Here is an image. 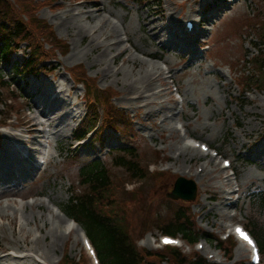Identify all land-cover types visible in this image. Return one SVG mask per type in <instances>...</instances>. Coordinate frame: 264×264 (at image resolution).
<instances>
[{"label": "rangeland", "instance_id": "obj_1", "mask_svg": "<svg viewBox=\"0 0 264 264\" xmlns=\"http://www.w3.org/2000/svg\"><path fill=\"white\" fill-rule=\"evenodd\" d=\"M33 1L38 4V19L51 26L54 35L65 42L67 54L57 55L59 67L54 73L46 72L37 78L14 77V80H11L14 71L8 66L2 68V75L6 80L10 77L9 80L13 84L9 88L0 87V101L3 102V104L0 103V123L14 125L21 122L23 117H30L36 113L33 102L41 100L40 93L34 89L38 84L44 81L51 82L55 78L58 84L62 81L69 85L73 84L66 73L65 69H67L78 71L88 79L95 80L96 86L101 91H106L103 92L106 96H115L109 103H114L112 105L122 112L118 113L120 120H115L112 124L124 133L120 135L118 132L105 128L98 134L102 142L96 141L93 146L90 145L80 152L73 150L71 146L75 141L72 128L86 112V101L82 99L77 101L70 112L75 115L78 114L79 109L80 113L75 119L63 120L61 126L67 127L69 132L59 140L58 144L54 139L50 148V162L40 178L31 184L35 179L32 173L30 177H25L22 181L8 182V185L0 181V193L16 186L15 192L19 195L25 194L26 198L36 194L42 197L33 202L28 200L21 202L7 195L3 198L4 202L0 206V249H10L17 253L18 250L13 248V242L20 241L25 235L31 241L38 240L37 243L41 246L46 245L52 248L54 236L58 234L60 240L54 246L56 252L50 251V259L43 260L34 253H28L34 259L27 264H59L64 255L77 264H92L82 244L81 226L73 229L71 235H69L71 230L65 222L53 234H48V231L53 217L62 215L51 203L54 202L68 213L67 205L71 203L72 192L77 189V193H80L84 189L77 183L80 170L89 168L93 163H101L110 170L108 171L114 186L112 192L115 196L116 211L127 209L125 214L129 217L125 218V233L139 256L146 252L152 253L151 256L159 255L161 249L158 242L163 234L162 227L174 221L178 210L183 209L180 217L186 215L189 219H193L194 231L200 239L193 246L181 240L182 247L179 250L182 255L198 256L211 264H250V254L243 251L232 237L228 239L230 241L226 246L228 250H233L232 260H228L205 235L224 239L232 232L234 225L245 221L249 227L253 222L258 228L264 229V210L256 200L259 192L264 196V88L261 86L257 88V85L249 87L250 81L247 78L241 79L239 84L240 73H238L245 68L244 59L248 60L253 54L257 55L258 49L264 50L261 42L257 40L264 31V0H229L225 2L226 8L219 11L213 10V17H207L203 11L206 3L202 0H189L185 6L182 3L186 0H149L143 5L131 0ZM95 1H98V4L105 3L106 13L102 10L97 14L94 13ZM76 6L78 8H74V15L87 14L79 19V24L86 30L100 25L98 21L102 17L119 27L116 34L108 35L107 45L115 44V46L111 52L109 51L105 60L99 59L103 47H94V50L88 51V55L79 60L71 59L75 48L87 51L93 39L92 35H88L84 39L77 38L75 41L71 30L61 27L69 16L70 9ZM168 8L171 10H167ZM198 12L201 14L200 18L205 19L206 23L201 25L202 29H199V33L186 39V51L178 54L159 47L160 41L164 43L171 34L177 32L173 30L175 25H181L185 19H190L188 17L190 14H198ZM108 13H112V16ZM216 14L220 15L216 17ZM145 17L154 21L160 30L165 28L156 42L148 36V29L145 27L148 20H145ZM258 24L262 27L256 31ZM169 30H173L171 34ZM126 32L128 36L125 35ZM97 37L99 41H102L105 36ZM127 38L129 43L126 41ZM172 42L177 44L175 40ZM205 45L211 46V50L207 53H204ZM121 48H125L127 53L118 57ZM193 52H198L202 56L201 60L191 61ZM152 53H155L152 55L153 58L150 57ZM129 57L136 58L137 64L129 62ZM20 60L21 54L16 53L12 56L13 63ZM164 63L173 69L175 85L179 86L180 92L186 98V103L184 113L180 116L181 106L178 105L174 95L176 87L168 85L171 81H167L168 83L156 81L149 92L141 88L140 91L149 96L154 112L160 111L162 106L164 108V118L152 124L143 114L130 109L128 101L118 98L117 95L119 93L125 96L128 89L123 86L125 82L130 84L142 77V75L139 77L143 71L142 65L154 64L160 69L165 67ZM104 65L109 66L117 75L113 72L107 77ZM246 67L251 68L252 71L255 69L252 63H247ZM129 72H133L136 76H132ZM244 82L248 85L247 89L243 85ZM73 88L72 96L78 94L82 98L83 89L80 86ZM135 93L136 88L134 91H129L128 97ZM158 93H163V96L158 98L155 96ZM49 99L54 101L52 95ZM4 101L7 103L6 106ZM102 108L106 107L100 108L101 116ZM43 109L41 107V110ZM53 112L50 113L51 117L56 119L60 115V109L56 108ZM40 119L43 120V118ZM164 119L167 121L163 122ZM176 123L180 124L181 128L184 124L189 134L196 138L199 144L206 143L211 148L217 149L223 158L231 160L232 169L239 175L238 186L242 187V201L237 210L231 207L226 209L217 198V195L223 197V192L226 193L229 189L224 183L225 177L231 172L226 170L222 173V159L214 157L213 152L203 153L200 148H194L204 156H197L186 163L180 159L178 165L181 164L182 169L181 172L177 170L178 167L174 165V152L180 147L178 146L180 143L184 144V140L180 138V135L178 139L173 137ZM126 125H128L127 132H125ZM17 131L10 126L0 131V152L5 146L4 133ZM39 141L42 142V139H38V144ZM129 146L137 147V162L143 168L142 174L145 175L142 180L134 179L126 170L112 166L116 159L120 161L118 151ZM122 156H128V154L125 153ZM211 158L214 159L213 162H209ZM151 164L154 166L149 169ZM185 167L192 168V172L195 173L193 178L192 172L188 175L183 172ZM164 171L168 172L164 173ZM188 171L187 169L186 172ZM231 176L233 177L231 179L235 178L234 175ZM179 177L196 183L197 198L194 202L172 201L166 197ZM124 182H128L129 186L126 187L127 183L124 184ZM132 188L134 191L129 192ZM233 189L235 190L236 186H233ZM234 197L235 193L229 198L233 201ZM48 198L52 200L51 203ZM7 202L10 206L6 204ZM37 204H42V207H37ZM24 207L27 208L24 209ZM46 208L50 210L47 211ZM14 213L15 216H13ZM4 214L7 216H3ZM13 217L16 219L15 226L10 225ZM41 218L47 220L49 223L47 227H43ZM20 227L23 228L21 234ZM148 239L153 241L150 247L144 245ZM198 246L203 248L199 249ZM239 249L243 251L241 256H238ZM146 264H157V261L146 259Z\"/></svg>", "mask_w": 264, "mask_h": 264}, {"label": "bare ground", "instance_id": "obj_2", "mask_svg": "<svg viewBox=\"0 0 264 264\" xmlns=\"http://www.w3.org/2000/svg\"><path fill=\"white\" fill-rule=\"evenodd\" d=\"M189 0H186L183 2L184 6L187 5ZM94 13L97 14L98 11H101L106 13V7L105 3H99L98 1L94 2ZM104 6V7H103ZM74 8L72 7L69 11V16L67 19L61 24V27L63 29H66L68 31L71 30V33L73 34V38L75 41H77V38L84 39L88 35H92L91 44L89 47V50H79V48H75L71 59L73 60H79L83 56L88 55V51L94 50V47H103L104 49L99 55L100 61L105 60L108 57V53L111 52V49L115 46V44H110V46L107 45L108 35L109 34H116L118 31V28L116 25H112L107 18H100L98 21V24L95 27H92L89 30H86V28L79 24V19L81 17L87 16V14H78L74 15ZM167 10H171L168 8ZM162 13V12H161ZM110 16H112V13H108ZM219 14H216L218 16ZM91 17V16H90ZM145 20H148V22L145 24V27L148 29V36L151 38L152 41L156 42L158 36L164 31L163 29H159L154 21H151L149 18L145 17ZM203 22H206L205 19L202 20ZM123 24V23H122ZM179 27V29H177ZM181 26L175 25L173 30H177V32H174L171 34L173 30H169L171 37L168 38L164 43L160 41L159 47L167 49L168 51H175V53L181 54L183 51H186L187 49V43H186V32L180 28ZM103 35L105 36L102 41H99L97 36ZM96 36V37H94ZM177 41V44L175 45L174 41ZM106 41V43H105ZM121 42V41H120ZM105 43V44H104ZM105 45V46H104ZM120 46V45H119ZM120 48V47H119ZM110 51V52H109ZM127 53V50L125 48H121L119 50L118 57H122ZM193 58L190 57V60L195 61L196 59V52H193ZM152 55H155V53H152L150 55L151 58H153ZM125 62V60L123 59ZM129 62H133L134 64H137V59L134 57H129ZM126 63V62H125ZM101 68V66H100ZM107 72V77L110 76L111 73L114 71L107 65H104L103 67ZM143 71L139 74V77L142 75L141 78L135 79V82L126 84V82L123 84V86H126L128 89L125 92L124 95H120L118 93V98H123L124 100L128 101V104L130 105V109H135V112L138 114H143V116L147 117L149 121H151L152 124H156L157 121L162 120L164 118V108L161 107L160 111L154 112L152 108L154 107L152 103L149 102V96L145 95L141 90L143 88L145 92H149L152 87L155 85L156 81L160 82H167L165 76V72L162 68H157L156 65L150 64L148 66L142 65ZM134 71V70H133ZM109 72V73H108ZM115 73V72H114ZM132 76L134 75L133 72H129ZM117 75V73H115ZM118 82V81H117ZM154 82V84H153ZM140 83V84H139ZM141 85V87H139ZM136 88V93L134 95H131L128 97L129 91H134ZM35 91L40 93L41 100H37L33 102V105L36 108V113H34L30 117H23V120L20 122H17L13 125V128L21 129L18 133H11V134H5V146L3 150L0 152V181L1 183H4V185H8L11 181L24 179L25 177L30 176L33 163L35 161V155L39 154L40 148L37 147L38 139L39 138H48V139H56V142L58 144L59 140L66 136L69 130L67 127H62V122L65 118L75 119L77 115H72L70 113V102L69 100H66L65 94L68 93L69 96L72 95L74 88L67 86L66 84H62V86L58 85V81L52 80L51 82L44 81L41 84H38L35 86ZM54 98V101H52L50 96ZM124 96V97H123ZM158 98L160 96H163V93H158ZM62 104V105H61ZM63 106V107H61ZM41 107L44 109L41 110ZM56 108L60 109V115L55 119L51 117V114ZM54 113V112H53ZM182 114V113H181ZM40 118H43L41 120ZM167 119H164L163 122H166ZM188 132V131H187ZM185 136V135H184ZM173 137L179 138L178 129H174ZM188 141V140H187ZM90 143L85 144L83 147L89 146ZM175 153L174 158V165L178 167V171L181 172V164L178 165V162L180 159L186 162H191L195 157L197 156H204L201 155L198 151H196L191 145L189 144H183L180 143ZM81 147H77L75 151H79ZM214 159H210L209 162H213ZM188 168H184V173H186V170ZM190 172H192V168H189ZM224 171L222 170V173ZM9 182V183H8ZM226 183V184H225ZM224 185H227L228 187L231 186V179L229 177L225 178ZM16 186H13L12 189L6 190L5 192L0 193V206H2L3 202L2 199L7 196L10 197H17L19 194L15 192ZM16 193V194H15ZM25 196L21 195V197ZM217 198L219 201L222 202V204L226 201L225 193L223 192V197H219L217 195ZM6 204H9L7 202ZM37 207H42V204H37ZM4 207H2L3 209ZM27 207H24L26 209ZM45 210H50L49 208H46ZM16 214L14 213L13 216ZM3 216H7V214H4ZM56 217V215L54 216ZM53 217V222L50 226V229L48 231V234H53L54 231L59 230L63 223L65 222L68 224L69 230L74 227H76L75 223L69 220L64 214L58 215L57 220ZM33 219L36 221V218L33 217ZM41 222L43 224V227H47L49 223L45 218H41ZM11 226L16 225V219L13 217L11 222ZM43 230V229H42ZM23 232V228L20 227V234ZM72 232V231H71ZM71 232L69 235H71ZM46 237V236H45ZM60 237L58 234H55L53 239L52 248L49 246H41L38 242L31 241L28 236H23V238L19 241H14L13 248L18 250V252H13L10 249L2 250L0 253V264H27L29 261L33 260L34 258L31 255H28V253H34L39 258H43V260L50 259L51 253L50 251L56 252V246ZM147 246H152V241L150 239L145 242ZM243 251L244 249L241 248ZM239 249L238 256L242 255V250ZM20 254V255H16Z\"/></svg>", "mask_w": 264, "mask_h": 264}, {"label": "trees", "instance_id": "obj_3", "mask_svg": "<svg viewBox=\"0 0 264 264\" xmlns=\"http://www.w3.org/2000/svg\"><path fill=\"white\" fill-rule=\"evenodd\" d=\"M0 0V68L10 62L11 50L19 47L22 43H28L31 57L25 62L26 71L33 72L40 65V61L52 51L60 48L50 28L37 17L38 4L33 0ZM142 3L145 0H141ZM264 41V38H263ZM46 44L51 50H46ZM258 60L259 70L251 77L254 85L264 87V51H261ZM16 74L20 70L13 68ZM1 73V69H0ZM6 80L0 74V87L7 86ZM79 138L83 136L77 135ZM128 150L129 155L120 156L118 167L125 169L130 176L143 178L142 168L136 161V156ZM128 159V160H127ZM107 168L96 163L89 168L83 169L80 174L81 184L86 188L82 195H76L74 201L67 206L68 215L84 224L86 231L96 244L103 264H146V259L134 250L129 236L125 233V210H118L114 205L113 185L107 173ZM264 210V200L260 197L258 201ZM115 212V214L113 213ZM122 212V213H121ZM183 209L177 212L176 221L170 222L162 227L163 232L170 235L181 234L189 243L198 241L199 236L192 230V222L188 217H180ZM128 225V223H127ZM255 234L264 253V229L253 224ZM209 236V235H208ZM218 247L227 254L226 246L217 242ZM161 257V259H160ZM157 264H210L198 256L190 259L185 258L176 249H165L156 258ZM62 264H77L69 257H65Z\"/></svg>", "mask_w": 264, "mask_h": 264}, {"label": "water", "instance_id": "obj_4", "mask_svg": "<svg viewBox=\"0 0 264 264\" xmlns=\"http://www.w3.org/2000/svg\"><path fill=\"white\" fill-rule=\"evenodd\" d=\"M196 194L197 189L194 183L184 179H179L175 184L173 192L169 194L168 197L174 200L181 199L185 201H194L196 199Z\"/></svg>", "mask_w": 264, "mask_h": 264}, {"label": "snow or ice", "instance_id": "obj_5", "mask_svg": "<svg viewBox=\"0 0 264 264\" xmlns=\"http://www.w3.org/2000/svg\"><path fill=\"white\" fill-rule=\"evenodd\" d=\"M237 232L241 235L243 239H245L249 244H251V240L243 233L241 229H237ZM166 243H169V241H165Z\"/></svg>", "mask_w": 264, "mask_h": 264}]
</instances>
